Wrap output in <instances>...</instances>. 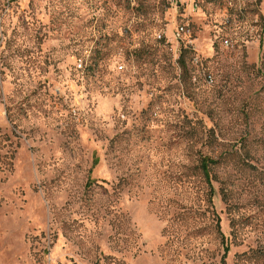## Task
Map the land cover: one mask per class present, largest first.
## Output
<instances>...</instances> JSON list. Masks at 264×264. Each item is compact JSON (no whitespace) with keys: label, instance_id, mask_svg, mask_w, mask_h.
Masks as SVG:
<instances>
[{"label":"rangeland","instance_id":"obj_1","mask_svg":"<svg viewBox=\"0 0 264 264\" xmlns=\"http://www.w3.org/2000/svg\"><path fill=\"white\" fill-rule=\"evenodd\" d=\"M0 264H264V0H0Z\"/></svg>","mask_w":264,"mask_h":264},{"label":"trees","instance_id":"obj_2","mask_svg":"<svg viewBox=\"0 0 264 264\" xmlns=\"http://www.w3.org/2000/svg\"><path fill=\"white\" fill-rule=\"evenodd\" d=\"M214 162H215V160L214 159H211L210 157H203L202 158L201 165H202V168L204 170V173H205V175H206V177L208 179H209V176H210V174H209L210 164L211 163H214Z\"/></svg>","mask_w":264,"mask_h":264},{"label":"built area","instance_id":"obj_3","mask_svg":"<svg viewBox=\"0 0 264 264\" xmlns=\"http://www.w3.org/2000/svg\"><path fill=\"white\" fill-rule=\"evenodd\" d=\"M79 66H80V67L82 66V63H81V62L79 63Z\"/></svg>","mask_w":264,"mask_h":264}]
</instances>
